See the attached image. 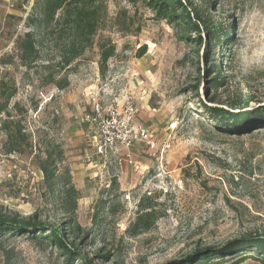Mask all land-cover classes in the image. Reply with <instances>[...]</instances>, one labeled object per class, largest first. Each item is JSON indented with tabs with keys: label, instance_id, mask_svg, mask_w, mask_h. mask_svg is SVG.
I'll use <instances>...</instances> for the list:
<instances>
[{
	"label": "rangeland",
	"instance_id": "obj_1",
	"mask_svg": "<svg viewBox=\"0 0 264 264\" xmlns=\"http://www.w3.org/2000/svg\"><path fill=\"white\" fill-rule=\"evenodd\" d=\"M184 1L209 9L215 26L232 28L231 43L218 47L212 62L207 47L198 49L181 28L159 20L146 0H94L102 17L92 45L78 40L77 53L90 46L64 66L74 40L71 25L62 20L37 29L38 21L31 24L39 18L37 0H0V60L15 57L8 67L0 61V94L2 81L15 84L8 111L29 136V146L10 153L12 144L0 134V214L65 222L69 243L90 233L83 245L90 259L99 251L113 255L97 264H167L264 230V128L239 133L217 126L199 107L214 93L211 63L222 61L220 106L255 98L250 110L264 108V0ZM26 32L40 43V60L30 68L17 50ZM101 44L116 47L104 75ZM51 76L69 85L60 90ZM128 99L162 145L120 163L96 154L85 117L95 101L121 106ZM173 122L178 128L171 132ZM58 146L63 157L50 191L37 158ZM76 225L79 236L71 231ZM0 264L70 263L50 239L6 233L0 235ZM243 264L261 263L250 258Z\"/></svg>",
	"mask_w": 264,
	"mask_h": 264
},
{
	"label": "trees",
	"instance_id": "obj_2",
	"mask_svg": "<svg viewBox=\"0 0 264 264\" xmlns=\"http://www.w3.org/2000/svg\"><path fill=\"white\" fill-rule=\"evenodd\" d=\"M146 4L149 9L155 11L159 20H165L169 24H174L181 28L184 36H186L185 39L194 40V44L198 49L202 46L207 47L206 58H209V62L213 61L218 47L227 42L228 45L231 43L232 28L224 31L222 26H215L212 23L209 9L208 12L201 11L199 5L184 0H146ZM36 7L39 10V18L38 20L35 18L31 19V24H35L38 21L39 23H36L37 29L45 25L46 30H49L52 25L58 24L62 20L64 23L71 25V31L74 32L72 36L74 40L71 41L70 47L71 55L69 57L65 55L66 57L61 61L64 66H69L78 54L90 46H80V52L78 51L77 53V49H75L77 41L83 39L89 44L93 42V36L97 33L102 17L101 9L94 6V0H37ZM192 33L197 35L196 39L192 38ZM39 44L37 35L34 32H26L17 39L18 56L23 66L30 68L40 60ZM99 49V65L101 74L104 75L109 60L116 53V47L111 44H101ZM144 54L145 49L139 53L140 56ZM14 58V55H8L1 58L0 61L4 67H8L13 65ZM210 72L216 77L212 79L211 84V89L214 93H210L206 102L199 101V107L206 113L207 118L217 126L228 125L232 130H236L239 133L242 131L248 133L252 129L264 128V108L250 110L251 104L258 103V99L252 98L240 100L236 103H228L229 106L227 108L220 106L218 91L223 84L221 81L223 75L222 61L219 64L211 63ZM49 80L60 90L65 89L69 85L66 78L62 81H55V77L51 76ZM2 82L3 90L0 94L2 98L0 102V121L2 123L0 125V134L5 133L7 141L12 144L8 152H21L22 146H29V136L21 126L20 120L16 121L13 119L12 114L8 111L9 103L11 98L17 93V88L15 84L10 87L6 81ZM195 90L198 91V87H195ZM208 90L207 88L206 93L209 92ZM14 108L18 114L24 113L19 104H15ZM2 115H5V117H2ZM56 152L59 154L55 156ZM60 157H63V152L60 151L58 146L53 147V151H46L44 158H37V165L43 174L44 184L50 191H54L57 172L56 162ZM71 194V192H68L67 197L62 199L64 205L70 201ZM66 227L67 223L65 222L61 224H44L37 218V215L29 219H23L16 214H0V235L6 233L11 235L26 234L32 238L50 239L59 247L70 264L73 262L97 264L96 260L111 261L112 253L103 254L102 251H99L90 259L89 255L85 253V247L83 246L88 242L90 233H84L80 243H69L66 237ZM71 231L73 235L77 234L79 236L82 228L80 225H76ZM250 258L264 264V230H254L221 247L198 248L181 260L167 264H243Z\"/></svg>",
	"mask_w": 264,
	"mask_h": 264
},
{
	"label": "built area",
	"instance_id": "obj_3",
	"mask_svg": "<svg viewBox=\"0 0 264 264\" xmlns=\"http://www.w3.org/2000/svg\"><path fill=\"white\" fill-rule=\"evenodd\" d=\"M85 122L94 132L95 152L105 158L130 160L129 151L136 145H143L148 151H156L162 142L152 134L148 127L139 120V109L133 100L128 99L121 106H106L103 101H95L92 112L85 117ZM178 123L173 122L168 130L176 131ZM122 150L127 151L124 157Z\"/></svg>",
	"mask_w": 264,
	"mask_h": 264
},
{
	"label": "crops",
	"instance_id": "obj_4",
	"mask_svg": "<svg viewBox=\"0 0 264 264\" xmlns=\"http://www.w3.org/2000/svg\"><path fill=\"white\" fill-rule=\"evenodd\" d=\"M93 109V108H92ZM91 112H92V110H91ZM145 146H143V145H136L133 149H131L130 151H129V153H130V156H131V158H130V160H128V161H125L126 163L128 162V163H133V159H135V153H138L139 151H142V153H145ZM125 154H127V151H125V150H122L121 152H120V156H122V157H124V155Z\"/></svg>",
	"mask_w": 264,
	"mask_h": 264
}]
</instances>
